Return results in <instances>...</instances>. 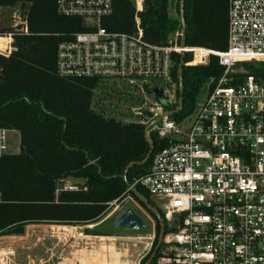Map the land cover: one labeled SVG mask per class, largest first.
I'll return each mask as SVG.
<instances>
[{
  "label": "built area",
  "instance_id": "2783aa9c",
  "mask_svg": "<svg viewBox=\"0 0 264 264\" xmlns=\"http://www.w3.org/2000/svg\"><path fill=\"white\" fill-rule=\"evenodd\" d=\"M56 9L87 27L58 44L56 73L131 84L144 100L131 118L148 128V138L152 132L165 142L149 171L130 184L158 201L167 222L155 264H264V75L238 69L241 62L264 63V0H228L223 51L187 46L181 31L150 43L137 16L134 32L107 31L101 19L111 13V0H56ZM0 38L10 40L3 49L10 52L12 33ZM177 55H189L180 65L193 66L214 56L223 71L208 80L190 114L173 119ZM14 132L0 126V158L11 152Z\"/></svg>",
  "mask_w": 264,
  "mask_h": 264
},
{
  "label": "trees",
  "instance_id": "16d2710c",
  "mask_svg": "<svg viewBox=\"0 0 264 264\" xmlns=\"http://www.w3.org/2000/svg\"><path fill=\"white\" fill-rule=\"evenodd\" d=\"M111 1V13L101 19L107 31L134 32L137 16L150 43L164 44L171 33L180 32V22L168 15L169 0H142L141 11H136L134 0ZM0 8H17L27 29L25 33L20 24L0 26V33H12L10 52L3 51L10 40L0 44V126L19 135L18 152L0 158V236L20 235L33 223H100L111 203L120 202L127 193L158 225L122 178L129 163L142 161L148 153L145 125L95 108L98 79L56 73L58 44L85 31L84 19L59 14L56 0H0ZM182 19L185 45L226 49L228 0H183ZM181 59L174 57L173 79L177 87L181 83L183 93L181 109L171 115L173 119L190 114L208 80L223 71L214 56L199 66L179 67ZM189 59L185 55L183 63ZM260 65L251 73L264 75V63ZM176 107L177 103L169 109ZM149 138L150 158L128 168L130 184L149 171L154 153L165 145L155 133ZM68 179L82 182L69 188ZM135 188L153 205L140 185ZM91 233L87 232L96 235ZM158 255L159 250L150 264Z\"/></svg>",
  "mask_w": 264,
  "mask_h": 264
},
{
  "label": "rangeland",
  "instance_id": "374dc122",
  "mask_svg": "<svg viewBox=\"0 0 264 264\" xmlns=\"http://www.w3.org/2000/svg\"><path fill=\"white\" fill-rule=\"evenodd\" d=\"M134 1L136 4V0ZM168 15L180 22L181 31L180 0H169ZM22 20L23 17L17 8H0L1 27L16 26L21 24ZM178 32L179 30L174 31L169 35V38H173ZM260 64L262 62L257 61L248 62V66L238 64V69L242 72L251 73L258 69ZM159 87L164 91L167 90L164 84H160ZM143 101L141 94L131 84L124 83L119 79L99 82V87L93 96L95 108L105 115L117 118H131V108L141 105ZM147 101L152 103L154 100L147 98ZM9 137L12 140L10 151L12 153L18 152V133L14 132ZM145 192L148 194L147 191ZM148 196L153 206L160 214H163L158 201L150 194ZM126 208H132L144 220L146 226L143 230H125L113 227V222ZM165 223L167 224L166 221ZM52 225L58 224H28L20 235L0 236V264H68L66 262L69 260L70 264H144L155 247L159 234V224L157 225L150 214L128 193L120 202L112 205L100 223L75 225V229H72L73 233L90 235L87 234L89 231L96 234L93 236L97 237L85 241L70 239L72 242L65 247L60 242L56 249L49 250L54 245L49 241L52 239L58 241L50 236ZM168 231L164 230V235ZM66 232L60 230L59 234ZM55 234L58 235V232ZM66 238L68 241L69 238ZM164 248V245L161 246L159 253ZM65 258L69 260H65Z\"/></svg>",
  "mask_w": 264,
  "mask_h": 264
},
{
  "label": "water",
  "instance_id": "95a60500",
  "mask_svg": "<svg viewBox=\"0 0 264 264\" xmlns=\"http://www.w3.org/2000/svg\"><path fill=\"white\" fill-rule=\"evenodd\" d=\"M182 14H183V0H180V16H181V39L184 41V36H183V26L184 22L182 19ZM181 67V65H180ZM182 93H183V87L180 83L179 85V95H178V106L175 110V112H179L181 109V104H182ZM158 98L162 103L164 101L160 98L159 93H158ZM170 114V112H169ZM147 130L148 128L145 129V137L148 141L149 144V150L147 155L142 161L139 162H131L129 163L122 175V178L127 185V187H130V183L127 182L126 180V172L129 167L134 166V165H143L145 164L152 153L153 149V144L150 138L147 136ZM131 192L141 201V203L147 208V210L153 214V216L156 218L158 224H159V234H158V240L153 248L151 254L148 256V258L145 260L144 264H150V262L153 260V258L156 256L158 250L161 247L163 235H164V221L159 213V211L144 197L142 196L134 187H130ZM146 224L144 220L132 209V208H126L121 214L116 218V220L113 222V227L116 229H125V230H143L145 228Z\"/></svg>",
  "mask_w": 264,
  "mask_h": 264
},
{
  "label": "crops",
  "instance_id": "0c3cea01",
  "mask_svg": "<svg viewBox=\"0 0 264 264\" xmlns=\"http://www.w3.org/2000/svg\"><path fill=\"white\" fill-rule=\"evenodd\" d=\"M82 182V180H73V179H68L67 181H66V186L67 187H69V188H73L72 186H74V184H77V183H81ZM53 227H50V228H52V233H51V237L52 238H55V239H57L58 241H56V240H50L49 242H51V243H53L54 245H52L50 248H49V250L50 249H52V248H55L56 249V246L61 242L62 243V245L65 247L67 244H70L71 242H72V240H70V239H80V240H82V241H85V240H87V239H90V238H94V237H97V236H93V235H83V234H78V232H76V233H73L72 232V229H75V227L74 226H72V225H61V224H58V225H52ZM56 227V228H55ZM80 229V228H79ZM60 230H62V231H64V232H66V233H62V234H59V231ZM73 231H75V230H73ZM56 232H58V235H56L55 233ZM66 237H68L69 238V240L68 241H66ZM75 241V240H74ZM76 242V241H75ZM65 260H69V259H67V258H65ZM70 262V260L68 261V262H66V263H68V264H70L69 263Z\"/></svg>",
  "mask_w": 264,
  "mask_h": 264
},
{
  "label": "bare ground",
  "instance_id": "6f19581e",
  "mask_svg": "<svg viewBox=\"0 0 264 264\" xmlns=\"http://www.w3.org/2000/svg\"><path fill=\"white\" fill-rule=\"evenodd\" d=\"M7 41H9L8 38H0V44H4V43H6Z\"/></svg>",
  "mask_w": 264,
  "mask_h": 264
}]
</instances>
